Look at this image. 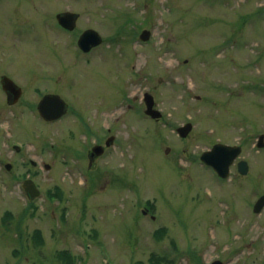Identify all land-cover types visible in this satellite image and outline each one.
<instances>
[{
    "label": "rangeland",
    "instance_id": "obj_1",
    "mask_svg": "<svg viewBox=\"0 0 264 264\" xmlns=\"http://www.w3.org/2000/svg\"><path fill=\"white\" fill-rule=\"evenodd\" d=\"M65 10L78 14L70 32L55 21ZM86 28L102 42L83 53ZM29 72L56 74L70 109L45 124L0 108V159L13 164L0 169V264H67L60 250L72 264H264V207L253 212L264 193V0H0V74ZM144 93L159 119L144 113ZM215 142L242 146L246 175L203 166ZM95 143L105 150L88 167Z\"/></svg>",
    "mask_w": 264,
    "mask_h": 264
},
{
    "label": "water",
    "instance_id": "obj_2",
    "mask_svg": "<svg viewBox=\"0 0 264 264\" xmlns=\"http://www.w3.org/2000/svg\"><path fill=\"white\" fill-rule=\"evenodd\" d=\"M59 24L67 29H73L76 22V13L65 11L58 13L56 15ZM140 37L142 39H147L149 37V31L143 30ZM101 42V37L97 31L94 29L88 28L84 30L78 38V45L83 51L90 50L91 47L99 44ZM6 83L3 85V88L6 90H11L12 85L10 84L11 80L7 77L4 78ZM144 101L146 104L145 113L149 114L153 118H159L161 113L153 107L154 101L150 94L146 93L144 96ZM38 110L40 115L46 120H53L60 117L66 111V104L64 100L56 94L45 95L39 105ZM192 128V124L190 122L180 126L177 128L178 133L181 136H186L190 129ZM113 137H109L106 139V145H109L112 141ZM257 146H264V135L261 134L258 137ZM102 146L95 145L92 148L91 157L94 155H98L102 153ZM167 147L165 151H168ZM241 151L240 146L238 145H228L223 143H215L210 150L204 151L200 158L206 164L211 165L216 172L222 176L226 177L229 172V166L234 161V159L239 155ZM238 171L241 174H245L247 172V163L244 160L238 162ZM26 192L30 195V197H34L38 194L37 189L34 187L32 180H26L23 184ZM264 205V194L258 197L256 200L253 210L255 212H259ZM211 264H222L221 261L215 260Z\"/></svg>",
    "mask_w": 264,
    "mask_h": 264
},
{
    "label": "flooded vegetation",
    "instance_id": "obj_3",
    "mask_svg": "<svg viewBox=\"0 0 264 264\" xmlns=\"http://www.w3.org/2000/svg\"><path fill=\"white\" fill-rule=\"evenodd\" d=\"M56 74L52 75L49 73V75H43L41 76L38 73H33L29 72L27 77L24 78H19V80H23V82H18L16 76H13L11 74L7 73H1L0 74V108H11V110H18L20 113H23L24 111H32L37 113V117L43 121L45 124L46 123H52L54 121H46L44 120L39 114H38V104L41 98L45 94H50V93H58L57 88H56V82L54 78ZM8 76L12 81L16 84L15 87H13L12 91H4L2 89V77ZM30 91H32V94H28ZM70 104H67V107L69 108ZM75 111V110H74ZM74 113V112H73ZM17 117V116H16ZM88 129V127H86ZM92 146L87 149L86 155L87 157L90 156V150ZM22 148L18 149L17 152H21ZM77 152V151H76ZM97 157H95L92 162L89 165L90 167L93 164V161H95ZM10 165L9 170L13 168L12 163H8ZM36 165V162L29 160L25 161L24 159L21 160V165L22 166H28V165ZM3 168L7 167L6 163L2 164Z\"/></svg>",
    "mask_w": 264,
    "mask_h": 264
},
{
    "label": "trees",
    "instance_id": "obj_4",
    "mask_svg": "<svg viewBox=\"0 0 264 264\" xmlns=\"http://www.w3.org/2000/svg\"><path fill=\"white\" fill-rule=\"evenodd\" d=\"M56 188H57L56 194L59 196L60 189L58 187H56ZM56 194L55 193H49L50 196H53V195H56ZM6 216H8V213L6 214ZM34 239L39 241V242L42 241V237H41V234H40L39 230H35L34 231ZM58 255H59V257L65 259L67 264H72L73 263V261H72L73 257L71 256V254L67 250H60L58 252ZM149 261H150L151 264H161L160 260L156 256H152L149 259Z\"/></svg>",
    "mask_w": 264,
    "mask_h": 264
}]
</instances>
